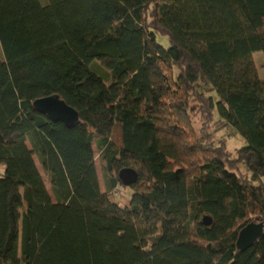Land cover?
I'll use <instances>...</instances> for the list:
<instances>
[{
    "label": "trees",
    "instance_id": "trees-1",
    "mask_svg": "<svg viewBox=\"0 0 264 264\" xmlns=\"http://www.w3.org/2000/svg\"><path fill=\"white\" fill-rule=\"evenodd\" d=\"M258 51L264 0H0V264H264Z\"/></svg>",
    "mask_w": 264,
    "mask_h": 264
},
{
    "label": "water",
    "instance_id": "water-1",
    "mask_svg": "<svg viewBox=\"0 0 264 264\" xmlns=\"http://www.w3.org/2000/svg\"><path fill=\"white\" fill-rule=\"evenodd\" d=\"M33 107L50 120L62 122L67 127H73L80 121L78 111L68 105L58 94L36 99L33 102ZM118 176L124 186H131L138 181L137 171L129 167L121 169ZM202 223L208 226L212 223V219L209 216H204ZM263 228V219L260 217L254 218L241 230L237 240V247L241 251L251 248L261 236Z\"/></svg>",
    "mask_w": 264,
    "mask_h": 264
},
{
    "label": "rangeland",
    "instance_id": "rangeland-1",
    "mask_svg": "<svg viewBox=\"0 0 264 264\" xmlns=\"http://www.w3.org/2000/svg\"><path fill=\"white\" fill-rule=\"evenodd\" d=\"M158 40L161 41L164 45H168V38L166 36L158 35ZM259 55L264 56V53L262 51L255 52L254 53L255 60L259 59ZM262 61L263 60L261 58V60L259 59V63L257 62V60H256V63L258 65L260 76L264 77V74L262 73V69H263L262 66L264 67V63L263 64L260 63ZM79 71H80V75L82 78L87 77V72L83 67L79 66ZM198 88L201 91L205 92L206 95L213 96V97H215L216 95L213 88L208 85L200 84L198 85ZM226 133L228 135L229 147L231 149H233L234 147L242 146L245 143V141L241 138V136L238 133L235 134V131L233 129L228 130ZM217 139L218 137L216 138V140ZM130 193L131 191L129 188L126 190H122V197L119 200L121 205H125L129 201ZM19 249H20V237L16 240L14 247L11 250V255H16V253H19Z\"/></svg>",
    "mask_w": 264,
    "mask_h": 264
},
{
    "label": "crops",
    "instance_id": "crops-1",
    "mask_svg": "<svg viewBox=\"0 0 264 264\" xmlns=\"http://www.w3.org/2000/svg\"><path fill=\"white\" fill-rule=\"evenodd\" d=\"M18 255V253H16V255H14V256H17Z\"/></svg>",
    "mask_w": 264,
    "mask_h": 264
}]
</instances>
